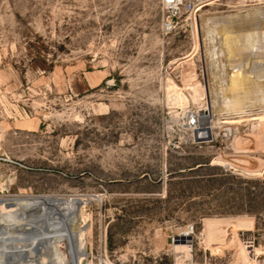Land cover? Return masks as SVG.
<instances>
[{"label":"rangeland","instance_id":"obj_1","mask_svg":"<svg viewBox=\"0 0 264 264\" xmlns=\"http://www.w3.org/2000/svg\"><path fill=\"white\" fill-rule=\"evenodd\" d=\"M209 15L235 23L212 33L214 68ZM165 17L161 0H0V196L79 197L83 264H262L264 0ZM235 68L251 115L219 111ZM213 101L196 138L186 115Z\"/></svg>","mask_w":264,"mask_h":264},{"label":"bare ground","instance_id":"obj_2","mask_svg":"<svg viewBox=\"0 0 264 264\" xmlns=\"http://www.w3.org/2000/svg\"><path fill=\"white\" fill-rule=\"evenodd\" d=\"M220 16L209 15L201 18V20L206 21L207 24V27H205L207 31L206 37H208L209 41L211 40V44H209L207 49L209 61L212 65L210 68H214L213 66H216L217 63L219 64L221 53V50H219L220 48L218 49L220 46H215L212 41V33L216 34V32H213L216 30V25L218 24V28L221 26L224 32H229L233 30L231 26L235 24L232 20H225ZM255 32L257 31L254 30L251 33L256 34ZM228 36L230 38L231 35ZM222 40L225 44H228L227 49L230 54L238 47L239 43L237 44V42L239 40L231 41L228 37ZM245 81L246 75H244L239 68L233 69L227 79V88L232 97L227 99L224 108L219 107V111L224 109L226 115H234L235 117L252 114V103L246 101L247 92L242 90L243 86L241 87ZM221 82L223 81L220 79L219 83ZM232 83H234V87ZM221 98L223 97L221 96ZM213 105L214 101L212 104L208 103L197 113L199 123L194 127V132L195 136H198V138H204L206 134H208V136L210 134L211 126H206L205 124L207 123V119L215 114L213 112L215 105ZM81 203L82 200L79 197L73 196L67 198L47 195L0 196V264H83L82 262L87 252L85 249L84 230L80 223L78 213V205ZM65 226H68V230L62 231L61 228ZM185 235L188 236L190 233L186 231ZM185 238L186 237H184V239ZM178 246L188 247L189 245L181 244ZM247 247L249 248L248 254L251 260L255 254L259 255L254 246L249 244Z\"/></svg>","mask_w":264,"mask_h":264},{"label":"built area","instance_id":"obj_3","mask_svg":"<svg viewBox=\"0 0 264 264\" xmlns=\"http://www.w3.org/2000/svg\"><path fill=\"white\" fill-rule=\"evenodd\" d=\"M162 9L165 13V20L163 22V27L165 30H169L174 27V24L178 22L182 14L194 10L196 4H202V0H161ZM198 111L191 110L186 115L185 125L194 130V127L199 123ZM190 234L193 232L192 226L187 230ZM246 244H251L253 246V240H247ZM259 255L255 254L253 257L257 258ZM264 264V262L262 263Z\"/></svg>","mask_w":264,"mask_h":264},{"label":"water","instance_id":"obj_4","mask_svg":"<svg viewBox=\"0 0 264 264\" xmlns=\"http://www.w3.org/2000/svg\"><path fill=\"white\" fill-rule=\"evenodd\" d=\"M196 138H198V136H197ZM187 239H188V238H187ZM181 241H184V239H181Z\"/></svg>","mask_w":264,"mask_h":264}]
</instances>
